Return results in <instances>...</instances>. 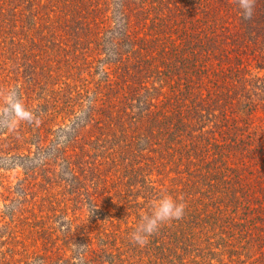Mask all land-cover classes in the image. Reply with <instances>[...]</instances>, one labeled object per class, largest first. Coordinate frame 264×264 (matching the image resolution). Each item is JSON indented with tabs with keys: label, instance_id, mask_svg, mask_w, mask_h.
<instances>
[{
	"label": "trees",
	"instance_id": "1",
	"mask_svg": "<svg viewBox=\"0 0 264 264\" xmlns=\"http://www.w3.org/2000/svg\"><path fill=\"white\" fill-rule=\"evenodd\" d=\"M0 161V264H264V0H0Z\"/></svg>",
	"mask_w": 264,
	"mask_h": 264
},
{
	"label": "clouds",
	"instance_id": "2",
	"mask_svg": "<svg viewBox=\"0 0 264 264\" xmlns=\"http://www.w3.org/2000/svg\"><path fill=\"white\" fill-rule=\"evenodd\" d=\"M237 9L243 19H251L256 0H235ZM21 119L31 121L33 115L30 112L18 109ZM185 212V205L171 196H161L150 203V210L141 217V222L130 234V239L139 246L147 244L148 239L154 235L160 227L171 221L180 220Z\"/></svg>",
	"mask_w": 264,
	"mask_h": 264
},
{
	"label": "rangeland",
	"instance_id": "3",
	"mask_svg": "<svg viewBox=\"0 0 264 264\" xmlns=\"http://www.w3.org/2000/svg\"><path fill=\"white\" fill-rule=\"evenodd\" d=\"M0 165H2V162H1V161H0ZM13 167L15 168V166H13ZM4 168H5V167H4ZM0 174H3V175H5V176H7L6 180L0 176V180H5V181H4V184H5L6 186H7V183H8V182L11 183L12 185H15V184L17 183L18 179H20L21 177H23L22 170H21L20 167H16V169H14V170H10V171H5V170L2 168V169H0ZM4 190H5V189H2V188L0 187V193H1V192L3 193ZM5 193H6L5 195L8 194L7 191H6ZM3 198H4V197L0 194V211L3 209V205L5 204V202L3 201V200H4Z\"/></svg>",
	"mask_w": 264,
	"mask_h": 264
}]
</instances>
